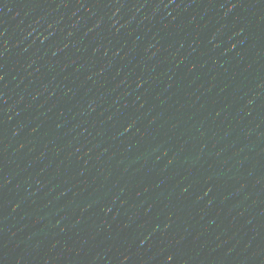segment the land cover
Returning <instances> with one entry per match:
<instances>
[{
	"label": "water",
	"instance_id": "obj_1",
	"mask_svg": "<svg viewBox=\"0 0 264 264\" xmlns=\"http://www.w3.org/2000/svg\"><path fill=\"white\" fill-rule=\"evenodd\" d=\"M0 264H264V0L0 49Z\"/></svg>",
	"mask_w": 264,
	"mask_h": 264
}]
</instances>
